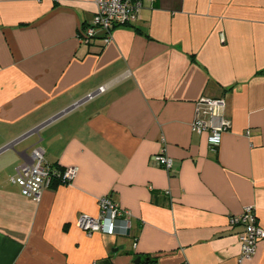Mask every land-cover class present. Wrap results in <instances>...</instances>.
I'll return each instance as SVG.
<instances>
[{
  "label": "crops",
  "instance_id": "obj_1",
  "mask_svg": "<svg viewBox=\"0 0 264 264\" xmlns=\"http://www.w3.org/2000/svg\"><path fill=\"white\" fill-rule=\"evenodd\" d=\"M94 12L0 0V264H237L228 217L252 205L264 229V0H143L108 43L82 42ZM201 97H222L231 122L216 151L191 129ZM35 146L76 168L39 200L10 180ZM162 149L170 172L151 160ZM101 197L128 232L79 228Z\"/></svg>",
  "mask_w": 264,
  "mask_h": 264
},
{
  "label": "built area",
  "instance_id": "obj_2",
  "mask_svg": "<svg viewBox=\"0 0 264 264\" xmlns=\"http://www.w3.org/2000/svg\"><path fill=\"white\" fill-rule=\"evenodd\" d=\"M153 1V0H150ZM95 12L92 20L80 30L82 42L102 33L105 43L112 38V30L118 26L132 24L137 20L143 8V0H94ZM100 87L98 91H102ZM92 94H89V98ZM225 102L222 97H201L195 103V115L191 129L197 133L207 132V142L210 150L216 151L231 122L224 117ZM151 160L171 171L174 167L173 158L160 150L151 156ZM76 174L74 167H53L45 163L43 149L33 147L30 157L20 163L11 182L20 187L21 194L32 200H39L42 191L54 181L61 184L69 183ZM99 212L96 216L81 214L78 226L87 234L93 232L125 234L130 228V213L120 208L108 197L99 199ZM231 227L238 228L240 254L237 264H249L257 245L264 238V229L258 224L257 216L252 205H246L240 213L228 217Z\"/></svg>",
  "mask_w": 264,
  "mask_h": 264
},
{
  "label": "water",
  "instance_id": "obj_3",
  "mask_svg": "<svg viewBox=\"0 0 264 264\" xmlns=\"http://www.w3.org/2000/svg\"><path fill=\"white\" fill-rule=\"evenodd\" d=\"M141 259H140V257L139 258H137L136 260H135V262H139ZM149 261V258H146V259H144L143 260V262H148Z\"/></svg>",
  "mask_w": 264,
  "mask_h": 264
},
{
  "label": "trees",
  "instance_id": "obj_4",
  "mask_svg": "<svg viewBox=\"0 0 264 264\" xmlns=\"http://www.w3.org/2000/svg\"><path fill=\"white\" fill-rule=\"evenodd\" d=\"M54 183H57L56 181H54Z\"/></svg>",
  "mask_w": 264,
  "mask_h": 264
}]
</instances>
